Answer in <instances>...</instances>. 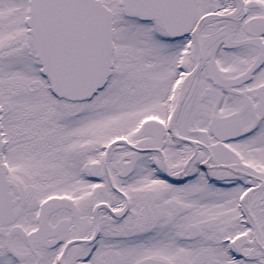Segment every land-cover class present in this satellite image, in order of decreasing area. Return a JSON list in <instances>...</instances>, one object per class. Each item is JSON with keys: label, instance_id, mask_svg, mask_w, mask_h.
Returning <instances> with one entry per match:
<instances>
[{"label": "snow or ice", "instance_id": "obj_1", "mask_svg": "<svg viewBox=\"0 0 264 264\" xmlns=\"http://www.w3.org/2000/svg\"><path fill=\"white\" fill-rule=\"evenodd\" d=\"M0 264H264V0H0Z\"/></svg>", "mask_w": 264, "mask_h": 264}]
</instances>
